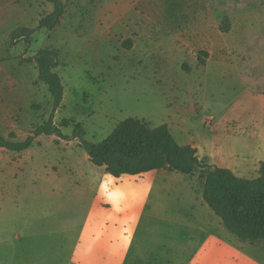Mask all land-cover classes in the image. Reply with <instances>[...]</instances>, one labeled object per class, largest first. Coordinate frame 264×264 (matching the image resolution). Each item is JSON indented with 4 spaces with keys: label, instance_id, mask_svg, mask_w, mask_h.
Here are the masks:
<instances>
[{
    "label": "crops",
    "instance_id": "obj_1",
    "mask_svg": "<svg viewBox=\"0 0 264 264\" xmlns=\"http://www.w3.org/2000/svg\"><path fill=\"white\" fill-rule=\"evenodd\" d=\"M108 7L114 33L141 28L135 45L164 39L162 43L171 46L161 54L172 52L182 59L206 53L201 100L184 103L166 124L179 145L196 150L199 162L241 178L257 177L264 161V115L248 112L250 103L244 100L249 94L258 96L247 78L254 67L234 59L232 32H221L213 7L206 0H113ZM48 12L45 0H0V124L29 106L41 83L32 59L36 54L27 58L20 52L23 36H12L21 29H36ZM39 30L48 29L34 33ZM239 35L242 40L245 32ZM229 83H238L241 90L234 101L223 96ZM194 119L208 132L198 142L187 137L188 122ZM85 159L88 164L75 168L77 182L49 181V194L62 190L76 197H49V205L62 206L57 213L67 217L56 229L49 222V237L74 234L71 243L57 248L65 249L61 264H247L240 245L221 235L229 230L203 200L197 172L157 169L114 177ZM72 202L78 204L73 220L68 207Z\"/></svg>",
    "mask_w": 264,
    "mask_h": 264
},
{
    "label": "rangeland",
    "instance_id": "obj_2",
    "mask_svg": "<svg viewBox=\"0 0 264 264\" xmlns=\"http://www.w3.org/2000/svg\"><path fill=\"white\" fill-rule=\"evenodd\" d=\"M62 1L65 14L55 27L25 33L20 52L27 58L43 50L56 54L55 72L62 82L63 100L52 113V98L46 84L39 80L41 83L35 84L38 94L30 105L0 124V133L7 139L13 133L15 140L24 141L52 113L54 127L65 138L39 135L23 152L0 149V264H61L65 260V249L57 248L67 240L71 243L74 234L68 238L62 234L49 237V222L56 229L67 218L61 211L57 213L56 209L62 206L49 205V197H76L62 190L49 194V181L79 179L76 166L89 161L76 136L101 143L127 118L142 120L154 128L173 119L184 103H197L202 98L200 70L206 53L189 54L182 59L172 52L161 54L171 46L162 43L164 39L160 43L151 39L149 45H135L141 28L125 35L113 32L108 7L113 0ZM206 1L213 7L219 29L232 32L234 59L241 66L254 67V75L248 73L247 78L258 96L249 94L244 100L250 103L248 112L262 116L264 0ZM53 9L49 3L48 13ZM240 32H245L242 40ZM240 93L238 83H229L223 96L234 101ZM188 123L191 132L187 137H194L196 142L208 133L200 121ZM197 173L200 188L203 181ZM257 177L251 175L249 179ZM68 207L70 219L77 218L78 204L72 202ZM221 233L230 243L240 245L247 264H255L254 260L264 264V240L240 241L226 229Z\"/></svg>",
    "mask_w": 264,
    "mask_h": 264
},
{
    "label": "trees",
    "instance_id": "obj_3",
    "mask_svg": "<svg viewBox=\"0 0 264 264\" xmlns=\"http://www.w3.org/2000/svg\"><path fill=\"white\" fill-rule=\"evenodd\" d=\"M45 1L53 4L52 13L42 19L36 29H21L13 34V39L25 33L32 34L40 28L55 27L65 14V4L62 0ZM221 32L226 33V30L221 29ZM32 59L37 64L39 80L46 84L52 98L53 113L63 100L62 82L55 72L57 56L52 51L43 50ZM199 62L202 60L199 59ZM52 113L47 122L35 128L32 136L25 141L15 140L13 133L8 139L0 134V149L23 152L39 135L65 138L60 129L54 127ZM76 137L90 162L104 167L105 172L114 177L157 169L187 175L199 171V178L203 181L202 198L223 225L243 241L264 240V161L260 163L257 178H241L229 170L199 162L194 148L181 146L175 141L168 124L151 128L148 123L135 118L121 121L108 138L98 144Z\"/></svg>",
    "mask_w": 264,
    "mask_h": 264
}]
</instances>
